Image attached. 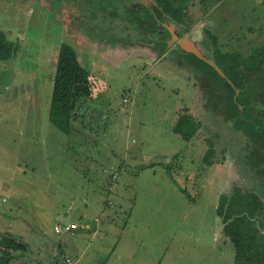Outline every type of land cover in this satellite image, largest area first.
<instances>
[{
    "label": "rangeland",
    "instance_id": "rangeland-1",
    "mask_svg": "<svg viewBox=\"0 0 264 264\" xmlns=\"http://www.w3.org/2000/svg\"><path fill=\"white\" fill-rule=\"evenodd\" d=\"M62 3L0 0V30L17 44L13 55L0 58L2 245L20 235L35 256L59 250L75 264H237L215 213L225 188L217 178L228 180V162L203 158L209 140L235 130L204 105L209 79L194 75L201 66L166 56L153 62L145 50L139 60L141 48L113 52L83 35L74 43L68 22L89 24L96 34L106 30L94 25L96 5L69 3L65 14ZM186 7V25L202 34L208 28L223 49L245 52L264 36V0H194ZM72 64L89 70L95 98L87 102L102 115L85 112L71 122L78 129L63 132L48 112L52 97L65 100L77 71ZM185 110L200 121L189 140L172 131ZM87 218L90 230L82 226ZM71 220L79 225L75 234L55 232V223ZM256 264H264V252Z\"/></svg>",
    "mask_w": 264,
    "mask_h": 264
},
{
    "label": "trees",
    "instance_id": "trees-1",
    "mask_svg": "<svg viewBox=\"0 0 264 264\" xmlns=\"http://www.w3.org/2000/svg\"><path fill=\"white\" fill-rule=\"evenodd\" d=\"M192 1L194 0H153L152 7L180 20L183 6ZM149 21L155 22L156 19L151 17ZM133 23L138 28L136 20ZM204 30L207 34L204 43L208 46L209 55H212V59L223 70L225 77L194 54H187L191 57L189 66L204 65L209 69L206 75L209 85L204 105L210 108L213 105L212 109H217L224 119L231 122L243 144L242 159L239 155L237 158L247 175L244 180L246 184L233 180L228 189L224 188L219 193L215 213L220 219L223 234L233 244L234 262L256 264L264 252V36L250 50L241 52L235 48H221L217 35L208 28ZM16 49L17 44L0 30V58H8ZM67 62L69 63V59ZM69 67L77 70L72 76L73 83L61 104L53 99L50 114L51 122L67 131L73 128L71 122L76 121L78 107L82 106L86 110L91 107L87 102L91 97V90L88 88L89 70L84 66L76 69L74 64ZM80 73L86 76H81ZM237 88L239 93L235 96ZM210 97L215 104L210 105ZM199 127L200 121L191 113L184 112L178 115L172 131L189 140ZM218 138L219 135H216L213 142L209 140V147L203 156L206 160L216 151ZM181 189L185 192L184 188ZM186 195L190 196L187 191ZM0 235L3 236V232ZM11 239L12 246H4L0 238V264H6L8 259L14 258L17 251L27 250V243L22 241L20 235H11ZM58 255L59 257L53 256L54 264H65L61 259L63 255Z\"/></svg>",
    "mask_w": 264,
    "mask_h": 264
},
{
    "label": "flooded vegetation",
    "instance_id": "flooded-vegetation-1",
    "mask_svg": "<svg viewBox=\"0 0 264 264\" xmlns=\"http://www.w3.org/2000/svg\"><path fill=\"white\" fill-rule=\"evenodd\" d=\"M69 3H74V5H76L77 7L80 3H84V4L92 3L96 5L97 11L99 10L98 11L99 13L95 17V10H93V13L91 14L94 15V20H96L94 21V25L95 26L98 25V27H101L104 30H106L104 33L101 32L96 34L91 30H89L91 29L90 28L91 26L89 24H87L86 26L85 23L83 24L79 23V24H75V26L73 27H68L69 24L68 22L66 25V30L69 31L70 29L73 30L74 32L75 31L77 32V33H71L70 36L73 39L74 43H76L75 37L78 36L80 37L83 35L86 37V39H89L90 42H93L95 45H97V43H100L99 45H103L105 42H107V46L105 45V50H111L114 52L117 51V49H120L121 51L118 52L125 54L127 53L128 50H132L135 47H137V48H141L140 53L141 50L147 51L148 53L146 55L147 56L146 58L153 60V62H158L159 60H161V58L166 56L165 58L172 57L173 61L176 64L185 67L186 65H189V60H191L190 59L191 57L187 54H194V53H190L183 50L178 45L177 39L187 34L188 37L194 41L195 45L199 48V50L205 56L212 59V55L211 54L209 55L208 52L209 50L208 46L206 43H204L205 40L204 35H206L205 30H204V34H202L200 33V30L197 27L194 26L190 27L189 25L187 26L186 25L187 23L183 21V16H184L183 11L185 12V8H187L186 6L189 2L186 3L185 7L183 6L180 20H177L174 17H170L166 15L163 11L161 12L156 11L152 7L154 3L153 0H76V2L74 0H63L62 5L65 7V11H64L65 14L70 12V10H68L66 7ZM74 11H78V8H76V10ZM150 13H151V17L156 19L155 22L149 21V18H151ZM88 18H91V16H89ZM107 20H109V24L106 23ZM135 20L137 22L138 28L134 27L133 21ZM117 21H120L122 26H119L117 24ZM170 28H172L173 33L176 34L177 36V39H173L171 41V44L169 43V41L171 40ZM79 39H81V37ZM61 43L62 44H60V46H62L63 44H66L67 46L69 45V42L62 41ZM174 50L176 52H173ZM127 54L130 55L129 53ZM194 55L199 57L196 54ZM143 56L145 55H142L141 53V56L135 55L134 57H137L139 60H141L145 58ZM199 58L202 59L201 57ZM191 65L193 64H190V66ZM197 66H201V67L200 70L194 75L199 76L200 78L203 79L208 78L206 76L209 71L208 68L205 66V69L203 70L202 66L204 65H197ZM207 86L208 85H206V87L204 86V90H206V92L204 91L205 94L208 92ZM238 93H239V89L237 88L235 90V96ZM184 112H187V110H185ZM225 135L226 136L222 140H218L219 142H221L222 148L219 147L220 150L214 151L211 159L213 161V164H217L220 162L221 164L224 165L225 161L228 162V166L226 165V167L229 168V170H227V172H229L227 176L228 180H225L224 178L220 180L221 176L217 178L219 181H221V184L223 183L225 188L228 189L233 183V180L241 184L245 183L244 180L247 175L245 171H243L244 170L243 167L239 165L240 163L238 162V158H237L238 155L240 156L241 159L243 156V144L241 143L240 137L236 133H234V135H231L232 138H229L230 135L228 134V132H226ZM229 141L230 143H228ZM217 144L218 142L216 143V147ZM223 145L227 149H229L230 154L228 153L226 154ZM207 147H208V143H207ZM231 147L233 149H231Z\"/></svg>",
    "mask_w": 264,
    "mask_h": 264
},
{
    "label": "crops",
    "instance_id": "crops-1",
    "mask_svg": "<svg viewBox=\"0 0 264 264\" xmlns=\"http://www.w3.org/2000/svg\"><path fill=\"white\" fill-rule=\"evenodd\" d=\"M86 70H88V69H86ZM93 94V93H92ZM91 94V95H92ZM52 95H54V94H52ZM53 99H54V97H52ZM89 98H91V99H89ZM88 98V101H92V99H94L95 98V95H92L91 97H89ZM52 99V100H53ZM74 112V111H73ZM85 112H87V117L88 118H92L93 119V117L94 118H96V116L97 115H99L100 114V116L102 115V113H97L96 112V107L94 108V107H90V108H88L87 110H86V108H84V107H78V109H77V111H76V114H77V116H76V121H77V119L79 118V117H82V116H84L85 115ZM50 114H51V111H49L48 112V119H49V121L51 122V118H50ZM104 117H107L106 115H104ZM53 125H55L53 122H51ZM56 126V125H55ZM57 127V126H56ZM73 128H72V130H76V129H78L79 128V126H72ZM57 128H59V127H57ZM60 129V128H59ZM60 130H62V129H60ZM63 132H70V131H67V130H62ZM120 166H121V164H120ZM116 171H118V169L116 168ZM116 175V172H114L112 175H110L109 177L110 178H114V177H116L115 176ZM111 182V181H110ZM113 187V183H109V189H111ZM58 216H60V214H58ZM66 218V217H65ZM64 217H63V219H65ZM62 219V218H61ZM94 221H98V218H94L93 219ZM69 222H74V221H69ZM69 222H67L66 221V223H69ZM56 224V223H55ZM78 224H77V227L75 228V229H71V230H67V231H70V233L71 234H75V230L78 228ZM82 226L84 227V228H86V229H88V230H90V227H89V219L87 218V222H85V221H83V223H82ZM53 228H54V225H53ZM3 231V229H0V232H2ZM56 232V231H55ZM58 247H59V245H58ZM58 247H56L55 248V250L56 249H59ZM29 251V252H28ZM60 253V251L59 250H56V251H54V252H48V251H46V252H44V253H40V255L39 256H35L34 254H32V250H28V248H27V250H25V251H22V250H19V251H17V254L15 255V257L14 258H10L11 260H13V264H21V263H23V264H54V262H55V257H53V256H58L59 257V254ZM47 254V255H46ZM60 255H63V256H61V259L62 260H64L66 257H70L71 259H73V256H71L70 254H60ZM56 256V257H57ZM26 260V261H25ZM74 261H75V263H76V260L75 259H73ZM9 264V263H8ZM64 264V263H63Z\"/></svg>",
    "mask_w": 264,
    "mask_h": 264
},
{
    "label": "water",
    "instance_id": "water-1",
    "mask_svg": "<svg viewBox=\"0 0 264 264\" xmlns=\"http://www.w3.org/2000/svg\"><path fill=\"white\" fill-rule=\"evenodd\" d=\"M170 32H171V40L169 41V43L171 44V41L173 39H177V36H176V34L173 33L172 28H170ZM177 43L183 50L198 55L204 61L208 62L211 66H213L221 75L225 76L223 70L212 59H210L207 56H205L199 50V48L195 45L194 41L191 38L188 37L187 34H185L182 37H179L177 39Z\"/></svg>",
    "mask_w": 264,
    "mask_h": 264
},
{
    "label": "built area",
    "instance_id": "built-area-1",
    "mask_svg": "<svg viewBox=\"0 0 264 264\" xmlns=\"http://www.w3.org/2000/svg\"><path fill=\"white\" fill-rule=\"evenodd\" d=\"M76 227H77V223L75 222L63 223L60 225L54 224V230L56 232H60L61 230H71V229H75ZM64 261L65 264H75V261L70 257H66Z\"/></svg>",
    "mask_w": 264,
    "mask_h": 264
}]
</instances>
